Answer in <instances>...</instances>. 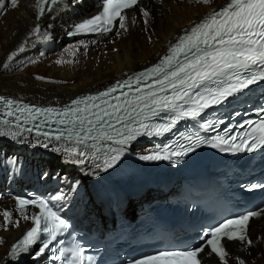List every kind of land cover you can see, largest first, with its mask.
Listing matches in <instances>:
<instances>
[{
  "label": "snow or ice",
  "instance_id": "snow-or-ice-1",
  "mask_svg": "<svg viewBox=\"0 0 264 264\" xmlns=\"http://www.w3.org/2000/svg\"><path fill=\"white\" fill-rule=\"evenodd\" d=\"M196 2L208 5L212 0ZM7 3L13 9L18 7V0H7ZM62 3L63 0H35L37 20ZM6 6V0H0V9ZM101 8L98 14L73 25L68 34H107L117 27V21L118 28L126 32L129 22L136 23V16L129 17L126 10L139 11L144 24H149L150 12L142 6L141 0H101ZM31 35L48 38L47 33H41L39 23L32 28ZM19 51H24V45ZM16 55V52L11 53L7 60L12 61ZM61 62L56 61L57 64ZM3 68L8 69L9 63H4ZM36 79L45 78L37 76ZM258 81H264V0H227L222 8L213 10L175 43H170L168 54L159 63L125 81H117L97 95L78 97L63 109L24 105L0 96V106L4 109L0 113L4 117L0 119V136L17 137L35 130L36 135L43 138V147L47 148L53 141L59 142L61 146L54 150L66 154L68 162L83 164L91 158L102 161L95 164L96 169L107 171L137 136L170 132L180 119L197 120L207 108L224 103ZM161 113H171L170 120L150 123ZM51 124L56 127L52 129ZM45 126L49 130H43ZM200 127L205 131L213 130L215 122L206 121ZM231 133V128H225L223 134L210 139L188 136L187 145L180 144L179 150L169 152L165 146L163 153L157 150L139 159L160 161L183 157L203 143L233 154L264 148V119L248 121L247 131ZM105 149V156L101 157L99 153ZM77 186L74 185L72 191H76ZM257 187L264 185H249L247 190ZM52 199L59 201L66 197L58 195ZM29 206L39 211L29 215ZM16 210L24 220H31L32 226L11 245L10 260L29 253L35 245H39L35 256H40L69 227L44 200L16 198ZM0 215L5 228L20 226V220L15 219L10 210L5 209ZM260 216H264V209L225 219L202 234L203 242L199 246L160 250L129 261V264H203L205 255L216 259L217 264H229L231 254L227 246L237 242L238 247L245 250L250 247L254 241L248 235L249 221ZM3 243L0 239V244ZM51 251L53 259L61 264H83L90 259L79 246L52 248ZM235 260L236 264H245L240 257Z\"/></svg>",
  "mask_w": 264,
  "mask_h": 264
},
{
  "label": "bare ground",
  "instance_id": "bare-ground-1",
  "mask_svg": "<svg viewBox=\"0 0 264 264\" xmlns=\"http://www.w3.org/2000/svg\"><path fill=\"white\" fill-rule=\"evenodd\" d=\"M226 1L212 0L205 5L196 0H141L150 12L148 25L139 11L126 10L129 17L136 16V23L129 22L126 32L118 28L117 21L111 35L65 39L66 31L75 21L98 11L96 0H63L40 22H36L35 0H18L15 9L6 0L7 6L0 9V93L55 105L80 93L97 92L151 64L179 34ZM37 23L48 38L31 35ZM61 40L71 43L61 49L57 45ZM21 45L23 52L19 51ZM13 52L17 55L8 61ZM58 59L62 61L60 64L56 63ZM4 63H9L8 69L3 68ZM37 76L45 79H36ZM43 142L42 138L26 133L17 137L0 136V187L19 190L27 184L24 186L57 192L66 197L64 201L72 211L93 220L94 187L106 181L105 172L95 168L99 162L90 158L83 164H72L66 154L54 150L61 146L59 142L53 141L47 148L42 146ZM77 184L76 191H72ZM7 199L0 201V213L10 210L20 220V226L5 228L0 215V239L4 241L0 244V264L13 261L7 258L10 246L31 223ZM28 214L32 215L33 211L28 209ZM248 235L254 243L246 250L237 243L227 246L231 254L229 264H236L235 257L244 259L245 264H264V216L251 220ZM203 260L205 264H217L216 259L206 255Z\"/></svg>",
  "mask_w": 264,
  "mask_h": 264
},
{
  "label": "rangeland",
  "instance_id": "rangeland-1",
  "mask_svg": "<svg viewBox=\"0 0 264 264\" xmlns=\"http://www.w3.org/2000/svg\"><path fill=\"white\" fill-rule=\"evenodd\" d=\"M93 12H95V11H93ZM91 13H87L86 15H84V17H86V16H88V15H90ZM84 17H81V18H84ZM81 18H79V19H81ZM78 19V20H79ZM67 32V31H66ZM64 38L66 39V37H65V35H64ZM55 42V41H54ZM70 43H71V41H67V40H65V41H60V42H58L57 43V45L59 44V45H61L62 46V48L61 49H63V48H66V46L68 47V45H70ZM156 59V58H155ZM155 59L153 60V61H151V62H154L155 61ZM144 66H146V65H144ZM24 185H27V184H23L22 186H24ZM28 186H32V185H28ZM45 189V188H44ZM8 200V199H7Z\"/></svg>",
  "mask_w": 264,
  "mask_h": 264
}]
</instances>
